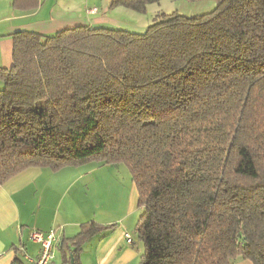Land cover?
Returning <instances> with one entry per match:
<instances>
[{
  "label": "trees",
  "instance_id": "trees-1",
  "mask_svg": "<svg viewBox=\"0 0 264 264\" xmlns=\"http://www.w3.org/2000/svg\"><path fill=\"white\" fill-rule=\"evenodd\" d=\"M216 2L160 15L144 33H16L13 66L0 67V187L32 168L124 164L140 264H264V0ZM39 6L13 0L21 13ZM112 228L84 225L74 264Z\"/></svg>",
  "mask_w": 264,
  "mask_h": 264
},
{
  "label": "crops",
  "instance_id": "crops-1",
  "mask_svg": "<svg viewBox=\"0 0 264 264\" xmlns=\"http://www.w3.org/2000/svg\"><path fill=\"white\" fill-rule=\"evenodd\" d=\"M92 9L78 18L71 16V10L63 7L61 1L40 0L35 12L21 13L14 10L13 0H0V67L10 70L13 66L16 33L50 36L78 26L103 27L102 18L93 20L100 11L90 14ZM87 166L57 172L32 168L0 187V264H31L27 257L34 259L40 251L31 234L51 230H57L59 236L52 264H71V252L76 250L72 240L88 224L113 228L84 241L76 255L79 264H140L144 245L135 234L140 211L139 194L132 178L113 173L116 165ZM101 168L106 171H98ZM98 182L100 189L94 187ZM127 235L133 237L132 244L127 243Z\"/></svg>",
  "mask_w": 264,
  "mask_h": 264
},
{
  "label": "rangeland",
  "instance_id": "rangeland-1",
  "mask_svg": "<svg viewBox=\"0 0 264 264\" xmlns=\"http://www.w3.org/2000/svg\"><path fill=\"white\" fill-rule=\"evenodd\" d=\"M61 1V5L71 10V16L81 18L86 15L87 9L93 8L100 11L99 16L94 17L93 20L100 19L102 26L109 29L124 30L133 33H144L160 15L171 16L178 14L185 17H193L212 12L216 6V0H163L160 3L148 5L145 13H136L131 10L119 7L113 8L109 11L110 6L117 0H57ZM66 1V2H65ZM4 88L3 82L0 80V90ZM98 165L103 167L106 164L90 163L91 166ZM102 165V166H100ZM84 171V170H82ZM98 171H106L102 168ZM113 173L119 175H126L131 177L128 168L124 164L116 165L113 168ZM122 177V176H121ZM115 182V181H114ZM94 184V187L100 189V183ZM106 184V183H105ZM109 186L112 182L109 180ZM107 189V187L105 188ZM109 191L113 189L108 187ZM137 237V236H136Z\"/></svg>",
  "mask_w": 264,
  "mask_h": 264
},
{
  "label": "built area",
  "instance_id": "built-area-1",
  "mask_svg": "<svg viewBox=\"0 0 264 264\" xmlns=\"http://www.w3.org/2000/svg\"><path fill=\"white\" fill-rule=\"evenodd\" d=\"M96 12V9L89 11L90 14H96ZM30 238L34 243L40 245V251L36 258L27 257V260L31 264H52L56 258L59 241L58 231L51 230L47 233L36 231L31 234ZM126 241L128 244H132L133 237L127 235Z\"/></svg>",
  "mask_w": 264,
  "mask_h": 264
},
{
  "label": "water",
  "instance_id": "water-1",
  "mask_svg": "<svg viewBox=\"0 0 264 264\" xmlns=\"http://www.w3.org/2000/svg\"><path fill=\"white\" fill-rule=\"evenodd\" d=\"M71 264H74V258H73V255H71Z\"/></svg>",
  "mask_w": 264,
  "mask_h": 264
}]
</instances>
